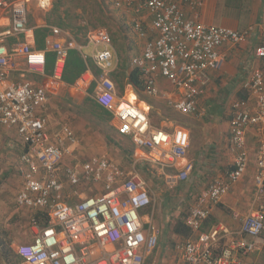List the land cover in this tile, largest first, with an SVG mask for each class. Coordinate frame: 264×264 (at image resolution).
Here are the masks:
<instances>
[{
    "label": "built area",
    "instance_id": "obj_1",
    "mask_svg": "<svg viewBox=\"0 0 264 264\" xmlns=\"http://www.w3.org/2000/svg\"><path fill=\"white\" fill-rule=\"evenodd\" d=\"M54 0H0V129L15 128L29 148L22 161L24 189L17 197L18 208L36 212L30 219L33 240L17 247L25 264H145L146 255L158 245L155 233L144 231L141 210L152 204L147 183L137 174H128L118 163L106 157H93L87 162L67 164L72 154L63 140L51 143L47 110L50 93L60 89L69 52L78 47L75 40L61 43L52 36L44 50L35 49L30 41L36 28L30 23L34 9L50 11ZM117 7H132L137 13L147 10L152 15L151 29L156 38L147 43L143 54L132 60L144 79L147 94H159L155 78L160 75L184 95L170 104L184 115H197L200 75L218 70L224 58L219 49L226 43L243 44L249 31L205 25L186 16L183 5L200 7L198 0H117ZM142 32L143 27L136 24ZM93 48V62L102 71L95 89V101L112 112L118 133L129 136L137 146L150 151L160 164H175L187 155L190 135L186 130L174 132L154 128L146 112L117 101L116 85L109 73L115 51L111 35L95 30L88 36ZM47 51L56 54L52 80L41 86L28 81H11L15 59L22 57L26 69L44 75ZM255 57L264 61V40L255 49ZM86 58V57H85ZM115 68V67H114ZM88 72L90 69L88 68ZM246 87L256 98L255 112L235 104L231 122V143L235 152L234 168L229 182L237 183L248 171L250 156L247 135L257 131L258 156L255 184L261 202L248 216L239 218L241 234L258 237L264 234V72L255 70ZM63 133L71 144H77L68 126ZM192 165H186L181 179H186ZM89 184L101 185L99 195L84 196ZM91 190V189H90ZM226 181L216 180L201 192L199 204L187 217L188 226L198 232L217 206L229 193ZM78 198L74 204L72 198ZM230 232L216 228L202 234L197 242L184 246L186 264H249L246 258L255 251V243L233 240L219 250L217 244Z\"/></svg>",
    "mask_w": 264,
    "mask_h": 264
},
{
    "label": "crops",
    "instance_id": "obj_2",
    "mask_svg": "<svg viewBox=\"0 0 264 264\" xmlns=\"http://www.w3.org/2000/svg\"><path fill=\"white\" fill-rule=\"evenodd\" d=\"M116 1L105 0L115 10L121 11L124 31L131 30L134 39L143 42L141 46L133 40H128L126 44L128 51L133 52L135 46L139 49L135 55L133 54L134 56L124 57L129 68L128 72L131 73L136 69L132 60L140 57L147 43L156 38L151 29L152 15L147 10L137 13L132 7H117ZM198 1L202 2L200 7L183 5L188 18L205 25L228 27L240 32L249 31L245 43L239 45L226 43L219 49L224 61L218 70H208L200 75L197 84L200 92L197 99L199 113L182 115L175 110L170 102L180 100L184 93L160 75L155 78L159 89L157 96L146 93L145 82L138 69L142 87L134 84L129 76L124 79L121 88L116 87L117 101L122 105H131L146 112L154 128L171 133L183 129L189 133L190 147L184 158L177 160L175 164H160L149 150L137 146L131 137L119 135L114 114L95 101V89L102 71L93 62V48L88 45V36L95 30H105L103 28L98 27L90 31L86 42L81 45L69 30H61V28L59 34L52 36L55 41L61 43L76 41L78 47L74 50L81 55L86 64V71L73 84L66 83L63 78L60 89L50 93L49 105L43 114L48 118L51 143L57 144L63 140L64 146L71 147L72 154L66 157L67 164L87 162L93 157H106L118 163L128 174H137L145 180L152 204L141 210L144 231L146 234L155 233L158 237V246L151 254L146 255L145 264L150 262L151 264H186L184 260L186 243L197 242L202 234H210L216 228H224L230 232L225 237L222 235L217 244L219 250L228 246L233 240L252 241L256 248L246 261L249 264H264V234L258 237L242 235V224L239 220L250 215L261 202L255 184L258 156L255 128H251L247 135L250 156L247 173L237 183L229 182L228 177L229 172L234 168L235 160L231 143V122L236 111L235 104L242 103L243 108L255 112L256 98L246 84L255 70L264 72V61L255 57V49L264 40V0ZM50 11L34 9L29 18L31 26L36 29L49 27L53 35L52 28H59L48 25L46 17ZM136 24L143 27L144 36L136 28ZM49 35L50 32L45 37V47L38 49L34 31L30 38L32 46L37 50H44ZM112 41L115 58L109 76L114 82L113 75L120 70L121 50L114 38ZM50 52L54 53L47 51ZM54 55L52 72L48 74L46 64L44 75L28 71L24 58H16V69L11 73L10 80L28 81L35 86L47 83L48 80H52L54 73L56 54ZM67 100H82L98 107L101 110L98 111L105 115V121L114 132H109L106 139L101 140L100 136L95 135V129L77 120L74 114L66 112L64 102ZM65 126L73 132L77 140L76 145L71 146L66 139L63 133ZM28 151L29 148L23 143L15 128L0 129V226L3 231L9 232H6L8 238L4 242L0 238V241L5 243L7 250L10 249L16 257H19L16 252L17 247L33 240V235L29 236L19 231L22 223L20 218L28 222L31 233L30 219L36 215L35 211L21 209L17 205V197L25 186L22 170L26 168V164L22 159ZM117 152L123 155L120 160L116 159ZM186 165H192L193 169L186 179H181L179 175L185 172ZM216 180L226 181L230 191L217 206L212 208L210 216L196 232L188 226L186 221L188 214L199 204L201 192ZM83 190L84 196L99 195L102 186L89 184V188L84 187ZM77 201L78 198L73 197L69 203L74 204ZM14 224L18 227L16 228Z\"/></svg>",
    "mask_w": 264,
    "mask_h": 264
},
{
    "label": "rangeland",
    "instance_id": "obj_3",
    "mask_svg": "<svg viewBox=\"0 0 264 264\" xmlns=\"http://www.w3.org/2000/svg\"><path fill=\"white\" fill-rule=\"evenodd\" d=\"M61 4L62 6L60 12L62 16H64V10H69L71 12V16L81 15V18H79L77 21L79 24H83L84 26H90V24L98 25L99 28L107 30L112 35V38L115 39L118 48L121 50L120 67L126 61L124 57L128 58L130 55H135L139 50L135 46L133 52L128 51L126 48L128 40H133L139 43L140 46L143 44L142 41L134 39L131 30L129 32L124 31V25L121 24V11L115 10L110 4L106 3L105 0H63ZM100 23L104 25L102 26ZM126 55L128 56L126 57ZM130 58L131 57H129V59ZM112 79L114 80L116 87H119L117 81L114 78ZM64 103L66 112L74 114L77 117V120L81 121L82 123H86L88 126L95 129V135L97 134L100 136L101 140H104V138L106 139V137L109 135V132H114V129L112 128L111 130L110 125L105 121V115L101 114L99 112L101 110L98 107H95L92 103L90 104L82 100H67V102ZM117 155V160H120V158L123 156L121 152H117ZM20 220L22 223L20 224L21 229L19 228V231L31 236L32 234L29 231L28 222L22 220V217ZM14 225L16 228L18 227L16 224ZM6 232L8 231H3L2 227L0 226V238H2L3 242L8 238V236H6ZM16 232L18 234V231ZM0 264L24 263L21 258L16 257L13 254L9 261H7L3 256L2 249L0 248ZM149 264H151V262Z\"/></svg>",
    "mask_w": 264,
    "mask_h": 264
},
{
    "label": "trees",
    "instance_id": "obj_4",
    "mask_svg": "<svg viewBox=\"0 0 264 264\" xmlns=\"http://www.w3.org/2000/svg\"><path fill=\"white\" fill-rule=\"evenodd\" d=\"M63 0H56L54 2L52 10L48 13L46 20L48 25H52L53 27H58L61 30H69L74 39L81 45L87 40V35L90 31L98 28V25L84 26L83 24H79L77 21L81 18V15L71 16V12L69 10H64V16L61 14V2ZM100 25H104L100 23ZM51 26V27H52ZM51 34V30L49 27L45 28H37L35 30L36 36V47L38 49H43L45 47V37L48 32ZM55 60L54 53L50 52L47 53V72L50 74L52 72L53 62ZM120 70L115 72L113 78L117 81L118 86L121 88L126 77H130V80L136 84L138 87H142V83L140 80L139 72L137 69H134L128 72V65L123 63L122 66L119 68ZM86 71V64L84 63L81 55L76 50H71L69 52V58L66 63V69L64 73V81L69 84H73L82 74ZM99 74V71H97ZM115 125L117 126V122L115 121ZM4 244V246L2 245ZM1 249L3 251L4 258L9 261L10 257L12 256V252L10 249L7 250V245L0 241ZM18 255V254H17Z\"/></svg>",
    "mask_w": 264,
    "mask_h": 264
}]
</instances>
